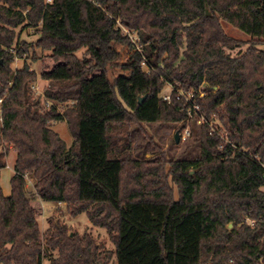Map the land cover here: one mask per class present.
<instances>
[{"label":"trees","instance_id":"trees-1","mask_svg":"<svg viewBox=\"0 0 264 264\" xmlns=\"http://www.w3.org/2000/svg\"><path fill=\"white\" fill-rule=\"evenodd\" d=\"M27 29L33 43L19 40ZM35 50L51 53L40 74L13 70ZM167 85L195 92L199 156L134 160L133 126H187L190 106L163 100ZM0 118V171L15 153L0 264H262L264 0H0ZM36 199L84 214L114 249L52 218L42 232Z\"/></svg>","mask_w":264,"mask_h":264},{"label":"rangeland","instance_id":"rangeland-1","mask_svg":"<svg viewBox=\"0 0 264 264\" xmlns=\"http://www.w3.org/2000/svg\"><path fill=\"white\" fill-rule=\"evenodd\" d=\"M223 28L227 34L233 38L241 41H247L248 38L231 25L222 22ZM19 31V30H18ZM20 41L33 43L36 40L35 31L33 29H27L20 35ZM246 46L242 48L244 50ZM85 49L80 50L76 53L78 58H81ZM237 51V50H236ZM234 51V52H236ZM50 52H43L41 50H35L37 61L32 63L31 51L23 58H16L12 64L13 70L20 69L23 66L24 61L29 64L31 69L37 74H40L43 63L50 64L49 55ZM47 87V82L41 79H37L33 87L34 96H42L44 88ZM171 91L169 85L165 86L161 92V96L168 95ZM66 104L57 105L58 109L63 112ZM197 117L189 120L187 128L190 131L191 136L185 142L176 143L174 136L177 133L179 125L172 124H161L153 123L141 125L140 127L133 126L132 131V145H131V156L134 160L149 161L158 158L169 160H194L199 156L200 145L198 137L200 135L201 123L197 121ZM51 129L56 132L60 138L69 147L73 140L69 132L68 126L65 122H55L51 124ZM8 168L13 167L15 161V153L11 151L4 159ZM27 181V191H32V183L29 179ZM34 207L38 212V222L42 232H45L48 228V221L50 218L58 220L60 223H65L72 232L78 234L88 233L96 242L103 248L113 250L114 246L108 238L107 232L104 229L92 226L87 217L81 214L77 217H70L66 214L65 208L62 205H53L48 203H41L39 199L33 201ZM56 253L51 256L54 257ZM42 264H50L46 259L43 260Z\"/></svg>","mask_w":264,"mask_h":264},{"label":"built area","instance_id":"built-area-1","mask_svg":"<svg viewBox=\"0 0 264 264\" xmlns=\"http://www.w3.org/2000/svg\"><path fill=\"white\" fill-rule=\"evenodd\" d=\"M46 2L49 3L50 0H46ZM132 39L135 41L134 38H132ZM142 65L144 67L143 68L144 71L148 73V71H149L148 67H146V65L144 63ZM170 88H171V91L168 93V95L162 96L163 100L169 102L170 99H171L172 93L175 92L177 94V98L183 99L184 100V104L190 106V110L188 111L189 120L193 119L194 117H197V119H198L197 121L199 123H201V125L202 124H208L206 122V120L201 116L197 106L192 104V100L194 98L195 92H193V91L185 92V91H183L181 89H177V88H175L173 86H170ZM204 94L205 93H203V92H199L200 96H203ZM0 120H1V118H0ZM210 134H218V135H220V132H218V129L216 127L210 126ZM189 137H190V131L186 128V129H184L182 131V133L179 134V142L180 141L181 142H185ZM220 137L227 142V138H226L225 134L224 135H220ZM58 205H61V204H58ZM262 264H264V260H262Z\"/></svg>","mask_w":264,"mask_h":264},{"label":"crops","instance_id":"crops-1","mask_svg":"<svg viewBox=\"0 0 264 264\" xmlns=\"http://www.w3.org/2000/svg\"><path fill=\"white\" fill-rule=\"evenodd\" d=\"M14 175L13 168L7 166L0 171V186L4 196L8 197L11 193L10 179Z\"/></svg>","mask_w":264,"mask_h":264},{"label":"water","instance_id":"water-1","mask_svg":"<svg viewBox=\"0 0 264 264\" xmlns=\"http://www.w3.org/2000/svg\"><path fill=\"white\" fill-rule=\"evenodd\" d=\"M143 100H144V97L143 98H140L139 99V103H141ZM174 140H175L176 143L179 142V134L178 133L175 134Z\"/></svg>","mask_w":264,"mask_h":264}]
</instances>
